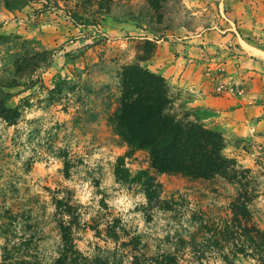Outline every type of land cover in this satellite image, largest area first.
<instances>
[{
  "label": "rangeland",
  "instance_id": "1",
  "mask_svg": "<svg viewBox=\"0 0 264 264\" xmlns=\"http://www.w3.org/2000/svg\"><path fill=\"white\" fill-rule=\"evenodd\" d=\"M134 64L252 171L264 231V0H0V264H226L202 222L234 185L158 173L114 130Z\"/></svg>",
  "mask_w": 264,
  "mask_h": 264
},
{
  "label": "trees",
  "instance_id": "2",
  "mask_svg": "<svg viewBox=\"0 0 264 264\" xmlns=\"http://www.w3.org/2000/svg\"><path fill=\"white\" fill-rule=\"evenodd\" d=\"M122 70V96L112 117L116 134L129 147L148 153L158 173L181 175L190 181L221 179L234 185L231 218L216 228L202 222L207 237L203 249L221 251L223 261L230 264L223 249L231 244L235 254L253 253L264 264V231L249 224L248 206L256 196L252 171L222 154L220 135L198 121H182L170 111L172 101L163 77L138 64Z\"/></svg>",
  "mask_w": 264,
  "mask_h": 264
}]
</instances>
